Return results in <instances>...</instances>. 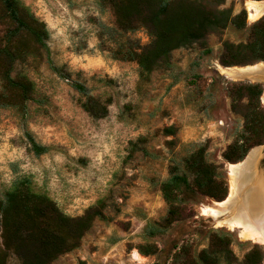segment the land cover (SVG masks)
Returning <instances> with one entry per match:
<instances>
[{
  "label": "rangeland",
  "instance_id": "1",
  "mask_svg": "<svg viewBox=\"0 0 264 264\" xmlns=\"http://www.w3.org/2000/svg\"><path fill=\"white\" fill-rule=\"evenodd\" d=\"M21 1L45 22L50 63L62 66L69 76L52 69L45 53L15 62L12 75H26L34 92L23 108L0 106V197L15 180L29 176L33 189L47 193L64 213L80 215L103 199L108 216L95 219L79 246L50 264L162 263L175 245L194 250L206 246L211 229L230 233L237 261L254 244L264 252L261 244L243 240L237 231L201 215L200 206L213 202L207 197L193 198L192 216L156 235L145 232L166 212L159 184L170 165L182 166L183 158L202 144L206 158L221 163L222 151L242 129V118L230 110L226 94V85L241 79L221 73L217 58L223 40H246V28L229 25L209 34L204 45L193 42L174 49L170 67L155 69L148 81H140L137 64L114 59L109 49L126 39L146 44V29L118 31L112 11L98 0ZM244 3L225 0L222 6L236 13L246 11ZM253 21L246 11L247 25ZM73 81L101 100L111 98L105 117L93 118L81 108L84 96ZM170 125L176 128L174 134L163 131ZM29 138L47 150L36 155ZM258 146L261 159L264 141L248 151ZM228 164H223L227 186ZM152 243L158 247L153 254L137 249ZM134 250L142 258L134 259ZM8 264H17L14 256L8 257Z\"/></svg>",
  "mask_w": 264,
  "mask_h": 264
},
{
  "label": "trees",
  "instance_id": "2",
  "mask_svg": "<svg viewBox=\"0 0 264 264\" xmlns=\"http://www.w3.org/2000/svg\"><path fill=\"white\" fill-rule=\"evenodd\" d=\"M98 2L110 8L118 31L146 29L149 36L146 44L126 39L109 49L114 59L137 64L140 81H148L155 69L170 67L172 50L193 42L204 45L209 34L221 33L229 25L237 30L246 28V40H223L218 63L227 67L264 62V14L247 25L245 9L233 13L231 7L222 6L225 0ZM0 25L3 28L0 34V106L23 108L32 98L34 84L26 75H12L14 64L32 53H45L50 63L46 43L48 31L45 22L21 0H0ZM50 66L60 76H69L62 66L51 63ZM72 85L84 96L80 106L88 115L93 118L107 115L110 97L101 100L90 95L86 86L78 81H73ZM260 92L259 83L232 81L226 85L230 110L242 118L241 131L222 151L224 161L221 163L208 160L206 145L202 144L183 158L182 166L170 165L167 178L159 184L166 212L156 227L145 228L147 235L161 233L174 222L192 216V200L197 196L217 201L226 197L224 162L240 161L249 148L264 141V107L259 102ZM163 131L174 134L176 128L170 125ZM29 141L36 155L47 150V146L32 138ZM104 208L103 199H98L80 215L70 216L47 193L34 190L29 176L18 178L0 197V264H8L9 256H14L17 264H50L59 255L78 247L95 219H108ZM231 244L229 232L211 229L206 246L194 250L190 245H175L162 263L153 264H259L264 257L262 248L254 244L237 261ZM137 249L148 255L155 253L158 247L152 243L138 245Z\"/></svg>",
  "mask_w": 264,
  "mask_h": 264
},
{
  "label": "bare ground",
  "instance_id": "3",
  "mask_svg": "<svg viewBox=\"0 0 264 264\" xmlns=\"http://www.w3.org/2000/svg\"><path fill=\"white\" fill-rule=\"evenodd\" d=\"M244 6L250 21L264 13V0H245ZM217 66L221 73L231 79L264 75L262 62L239 67ZM261 155L262 148L258 146L252 148L243 160L229 163L226 197L215 202V206H200V211L216 219V226L237 231L241 239L251 240L264 247V173L259 165ZM133 257L138 260L142 258L136 250Z\"/></svg>",
  "mask_w": 264,
  "mask_h": 264
},
{
  "label": "flooded vegetation",
  "instance_id": "4",
  "mask_svg": "<svg viewBox=\"0 0 264 264\" xmlns=\"http://www.w3.org/2000/svg\"><path fill=\"white\" fill-rule=\"evenodd\" d=\"M254 63H259V62L257 61V62H254ZM254 63H252V64H254ZM249 65H251V64H249ZM243 66H245V65H243ZM238 82L259 83L261 85V92H260V95H259V102H260L261 106L264 107V100H263V96H264V75H261V76L258 75V76H255V77L245 76V77H243V79L239 80ZM261 164H262V167L264 168V155L261 158Z\"/></svg>",
  "mask_w": 264,
  "mask_h": 264
},
{
  "label": "water",
  "instance_id": "5",
  "mask_svg": "<svg viewBox=\"0 0 264 264\" xmlns=\"http://www.w3.org/2000/svg\"><path fill=\"white\" fill-rule=\"evenodd\" d=\"M263 14H264V13H263ZM263 14H261L260 16H262ZM260 16H259V17H260ZM259 17H258V18H259ZM258 18H257V19H258ZM255 20H256V19H255ZM255 20H254V21H255ZM258 62H262V63H264L263 61H258ZM247 65H249V64H247ZM227 67H239V66H227ZM239 79H240V78H239ZM241 79H243V78H241ZM248 152H249V151H247L246 154L244 155L245 157L247 156ZM238 162H239V161H238ZM228 163H229V162H228ZM235 163H237V162H235ZM259 165H260V167H261V169H262V171H263V173H264V168L262 167L261 159L259 160ZM220 201H221V200H220ZM215 202H219V201H217V200H213V202L211 203V205H212V206H215ZM201 215H203V214H201ZM207 216L211 219L212 223H215L216 219H214L213 217H211V216H209V215H207Z\"/></svg>",
  "mask_w": 264,
  "mask_h": 264
}]
</instances>
